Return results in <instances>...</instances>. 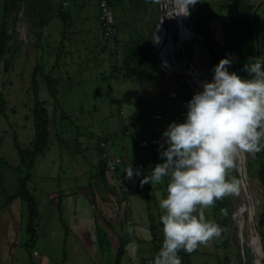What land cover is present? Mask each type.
Here are the masks:
<instances>
[{
  "label": "rangeland",
  "instance_id": "obj_1",
  "mask_svg": "<svg viewBox=\"0 0 264 264\" xmlns=\"http://www.w3.org/2000/svg\"><path fill=\"white\" fill-rule=\"evenodd\" d=\"M161 1L165 10L164 0H112L118 26L112 45L107 44L96 17L99 0H39L40 15H32L30 5L23 2L21 9L11 14L8 24L15 26V36L0 61V159L5 161L0 162V264H108L107 252L111 264L121 240L127 241L121 264H154L160 250L155 246L161 239L152 240L151 218L158 224L161 238L163 226L159 221L164 212L159 202L167 197L169 177L143 187L140 180L151 175L155 164L163 162L158 151L163 132L172 122L185 121L186 104L195 94L183 77L172 75L159 61L156 33L163 15ZM232 1L201 0L192 21L188 16L191 37L182 44L179 56L194 71L198 84L211 82L218 65L205 56V50L211 56L213 51L224 49L208 40L209 34L215 30L214 36L221 37L233 31L235 38L229 13ZM247 1L240 0L236 18L248 6ZM61 4L70 22L67 36L58 15ZM212 11L215 18L204 17ZM82 18L94 25L88 39L80 26ZM172 28L176 31L175 26ZM158 37V44L168 43L162 28ZM36 66L40 73L57 79L58 103L45 78L38 75L39 99L43 102L40 115L49 121L50 132L28 182L40 213L35 221L36 239L28 248L27 202L16 195L27 168L21 164L14 140L25 148L34 146L31 85ZM226 67L231 73V64ZM171 91L177 97H167ZM155 111H160L162 120L151 119ZM131 115L141 122L127 135L120 123ZM106 138L114 140L113 154L125 155L126 163L115 174L102 156L100 142ZM246 155L249 191L264 234L260 227L264 211L260 161L256 153L246 151ZM130 165L141 170L134 180L125 179ZM228 175L236 178L239 194L217 200L204 210L206 220L221 227L220 237L188 253L182 264H254L255 254L245 239L248 194L238 156ZM70 189L76 214L65 213L69 201L64 191ZM78 203L84 210L77 209ZM76 222L89 225L79 230L72 227ZM137 226L143 230L140 236ZM111 230L117 237L109 233ZM102 248L106 250L101 252Z\"/></svg>",
  "mask_w": 264,
  "mask_h": 264
},
{
  "label": "clouds",
  "instance_id": "obj_2",
  "mask_svg": "<svg viewBox=\"0 0 264 264\" xmlns=\"http://www.w3.org/2000/svg\"><path fill=\"white\" fill-rule=\"evenodd\" d=\"M197 2L181 0L177 16H190L189 6ZM230 64L229 58L221 59L212 81L203 82V91L187 102L185 121L168 125L158 149L163 162L140 180L143 187L169 177L167 197L159 202L164 239L154 264H182L181 249L190 254L220 237L221 227L206 220L204 210L239 194L236 178L228 173L240 151L258 153L264 148V61L245 64L251 79L230 73ZM125 173V179L134 180L141 170L130 165Z\"/></svg>",
  "mask_w": 264,
  "mask_h": 264
},
{
  "label": "trees",
  "instance_id": "obj_3",
  "mask_svg": "<svg viewBox=\"0 0 264 264\" xmlns=\"http://www.w3.org/2000/svg\"><path fill=\"white\" fill-rule=\"evenodd\" d=\"M201 0H198L195 6H189V11L191 12L190 21L197 11L198 3ZM23 2H27L29 6L30 13L32 15H40L39 7L40 3L39 0H4L2 6V16L0 17V61L6 55L9 49V43L13 40L15 36V26L11 27L9 25V19L11 18V14L14 11H19L21 9V5ZM112 2V0H111ZM240 4V0H233L229 6L230 10L229 13L231 14V20L234 22L235 28V38L230 43L227 49H220L219 51H213L210 58L212 60V64H219L220 60L223 58H229L231 60V71L237 73L244 79H251L252 76L249 75L246 71H244L245 64H253L258 60V51H257V41L254 34V25L251 10L253 7L249 5L246 7L244 12L240 13V17L236 18L235 12L238 10V6ZM59 17L63 20V34L67 36L68 29L70 28V22L68 21V17L64 11V7L61 4L58 11ZM192 23V22H191ZM208 35V33H206ZM64 36V37H65ZM260 56L264 54L263 51L259 50ZM261 61H264L262 57H260ZM264 67V65H262ZM40 67L36 66L33 71V80H32V89L34 92V127H35V141L34 146L32 148H25L22 147L17 139L15 138L16 148L18 150L19 157L21 159V164H23L27 168V174L24 178L20 181L17 196L27 202L28 207V222H27V232L29 235L27 241V247L30 248L31 242H34L36 239V232H35V221L39 219V208L38 204L35 200L33 193L31 192L30 188L28 187V182L32 178L31 170L36 164L37 155L43 153V149L45 145L49 142V121L44 119L40 115V110L42 108L43 102L39 99V82H38V75H40ZM213 75V72H212ZM45 78V81L48 84V89L52 97L55 99L56 103H58V87H57V79L52 76V74H42ZM139 123L141 122L140 118H138ZM264 144V141H261ZM258 159L260 161V170L258 171L260 181L263 185L264 191V148L258 153H256ZM1 163L5 161L0 159ZM161 226L162 222L159 221ZM260 227L261 230L264 228V211L260 215ZM159 226L156 222L151 218L150 230L153 234L154 241L161 239L160 244H156L155 248L159 250L162 247L164 235L161 238L158 237ZM264 238V234H263ZM101 245L102 241H100ZM126 246L127 241L121 240L120 246L117 249L116 255L113 259L111 264H121L122 258L126 253ZM106 249L102 248L104 252ZM179 257L181 258L182 262L183 259L188 255L183 249L178 252ZM108 264L109 259L111 258L110 253L107 252Z\"/></svg>",
  "mask_w": 264,
  "mask_h": 264
},
{
  "label": "bare ground",
  "instance_id": "obj_4",
  "mask_svg": "<svg viewBox=\"0 0 264 264\" xmlns=\"http://www.w3.org/2000/svg\"><path fill=\"white\" fill-rule=\"evenodd\" d=\"M166 3L165 10L163 6V15L160 20V23L157 27L156 40L158 42V33L160 28H162V32L168 39V43L165 42L164 55L169 62V66L173 70L175 74L180 77L189 76L190 79L195 84L198 91H203L202 84H198L196 82V75L193 70H189L186 66L187 61L179 56L181 51V46L185 41H188L191 37V31L189 27H187L188 16H177L179 11V3L181 0H177L174 4L173 0H164ZM174 4L175 6H172ZM163 5V2H162ZM177 16V17H175ZM175 26L176 31L172 28ZM177 38V41L175 40ZM203 71V70H202ZM195 81V82H194ZM246 151L241 150L238 159H239V168L240 170H244L247 180V168H246ZM238 169V168H237ZM249 173V172H248ZM255 179V178H254ZM249 182V181H248ZM253 191V190H252ZM248 194V209L249 214L248 218L244 223V231H245V239L246 244L249 249H251L255 254L254 264H264V243L260 238L259 228H258V217L256 205L253 203L252 196ZM255 199V198H254Z\"/></svg>",
  "mask_w": 264,
  "mask_h": 264
},
{
  "label": "built area",
  "instance_id": "obj_5",
  "mask_svg": "<svg viewBox=\"0 0 264 264\" xmlns=\"http://www.w3.org/2000/svg\"><path fill=\"white\" fill-rule=\"evenodd\" d=\"M98 22L102 29L103 37L106 39L108 45H112L118 36V26L117 18L111 0H99L98 3ZM167 97L175 98L177 97L176 92L171 91ZM120 113L123 114L124 111L121 109ZM151 119L153 121H160L163 119V115L160 111H155L151 114ZM121 124V129L124 134L130 135L132 130L138 126V117L128 116L124 118ZM157 130V126L155 127ZM100 146L104 149L102 156L107 161V167L112 174H115L120 170V167L126 163L125 155L122 153L113 154V146H115L114 140L112 138H106L100 142ZM38 252L35 251V254Z\"/></svg>",
  "mask_w": 264,
  "mask_h": 264
},
{
  "label": "crops",
  "instance_id": "obj_6",
  "mask_svg": "<svg viewBox=\"0 0 264 264\" xmlns=\"http://www.w3.org/2000/svg\"><path fill=\"white\" fill-rule=\"evenodd\" d=\"M215 1H217V3H218V0H215ZM247 2H248V5L250 7H253L252 10H251V14H252V18H253L254 34H255V28H257V35H258V42H259V50L264 52V0H249ZM214 13H215V11H212V14L208 13V14L204 15V17L205 16L206 17H213L214 16ZM97 14H98V11H97ZM96 17H97V15H96ZM214 18H215V16H214ZM260 18H261V20H260ZM260 21H262V28L259 27ZM80 26H81V28L83 30V34L88 39V37H89L88 35H89V33H91V30H90L91 29V26L94 27V25L91 24V22H89L88 20L82 18V20L80 21ZM220 32H223V31L220 30ZM214 33H215V30L212 33V36H210V34H209L208 40H214L218 45L220 44L221 47H223L224 49H227L229 47L230 43L234 40V33H233V31H229L226 34L225 33H222V36L221 37L219 35L217 37H215L214 36ZM235 35H236V32H235ZM255 37H256V35H255ZM205 56H207V58L210 59V54H208L206 52V50H205ZM260 57H262L264 59V54L262 56H260ZM64 192H66V194H67V201H69L68 204L66 202V204L68 206L65 205V213L66 212H70V214H76V212H77L76 211V208H73L74 207V203H73L72 195H70V194H72V193H70L71 192V189L69 191H64ZM100 202H101V206L102 207L105 206L104 203H103V201H101V199H100ZM78 208L79 209H82V206H81L80 203L77 204V209ZM107 209L108 208L106 207L105 208V211ZM82 210H84V208ZM109 219H111V218L109 217ZM73 224H75V225L74 226L72 225V227H74L76 229H79V230H83L82 227L84 225H89L88 223L84 224V223H81V222H76V223H73ZM137 229H138V235L140 236L142 234L143 230L141 231L138 226H137ZM109 233L111 235L117 237L113 233L112 230ZM143 238H145V236H143ZM101 252H102V249H101Z\"/></svg>",
  "mask_w": 264,
  "mask_h": 264
},
{
  "label": "water",
  "instance_id": "obj_7",
  "mask_svg": "<svg viewBox=\"0 0 264 264\" xmlns=\"http://www.w3.org/2000/svg\"><path fill=\"white\" fill-rule=\"evenodd\" d=\"M161 2H162V1H161ZM161 8H162V11L164 12V10H163V5H162V4H161ZM255 35H256V41H257L258 60H261V59H260V54H259V42H258L257 28H255ZM175 40L177 41V38H176ZM156 50H157V55H158L159 61H160V63L163 65V67H164L169 73H171L172 75H177V74H175V73L173 72V70H172L171 67L169 66V62H168V60L166 59V57H165V55H164V48H163V45L158 44V43H157V40H156ZM183 78H184V80H186V81L189 83V85H190L192 91H193L195 94L198 93V92H200V91L197 90L195 84L193 83V81L190 79L189 76L186 75V76H183ZM240 175H241V178H242V182H243V184H244L245 191H246V192L248 191V192H249V195H250L249 186H248V181H247V176H246L244 170H242V171L240 170ZM258 228H259V226H258ZM259 233H260V238H261L262 242L264 243V241H263V234H262V232L260 231V228H259Z\"/></svg>",
  "mask_w": 264,
  "mask_h": 264
}]
</instances>
